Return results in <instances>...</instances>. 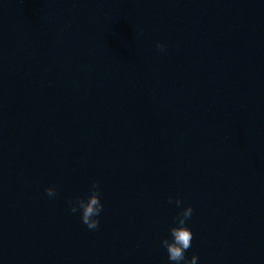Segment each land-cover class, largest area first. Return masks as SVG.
<instances>
[{
	"label": "clouds",
	"instance_id": "1",
	"mask_svg": "<svg viewBox=\"0 0 264 264\" xmlns=\"http://www.w3.org/2000/svg\"><path fill=\"white\" fill-rule=\"evenodd\" d=\"M156 47L163 52L165 45L162 42H157ZM45 193L49 198L57 196L55 185L45 189ZM175 203L180 208L183 206V201L179 197L173 199L169 197V203ZM70 211L72 213L80 212V218L84 225L90 230L98 229L100 221L98 217L103 211V204L100 199V187L97 181H93L86 197H78L74 201H69ZM193 208L191 205L183 207L182 211L175 217L174 226L170 227L169 232L171 240L165 238L161 241L162 246L168 253L169 261L173 264H197L198 257L193 254L191 258H186V251L192 246L193 233L186 225V221L191 218Z\"/></svg>",
	"mask_w": 264,
	"mask_h": 264
}]
</instances>
